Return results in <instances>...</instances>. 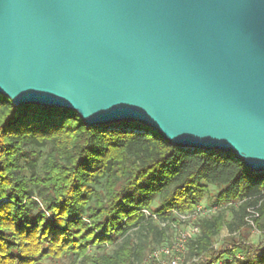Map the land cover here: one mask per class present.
<instances>
[{
    "label": "water",
    "instance_id": "water-1",
    "mask_svg": "<svg viewBox=\"0 0 264 264\" xmlns=\"http://www.w3.org/2000/svg\"><path fill=\"white\" fill-rule=\"evenodd\" d=\"M0 95L264 174V0H0Z\"/></svg>",
    "mask_w": 264,
    "mask_h": 264
},
{
    "label": "trees",
    "instance_id": "trees-1",
    "mask_svg": "<svg viewBox=\"0 0 264 264\" xmlns=\"http://www.w3.org/2000/svg\"><path fill=\"white\" fill-rule=\"evenodd\" d=\"M202 200L227 206L195 222L190 264H264V240L239 233L249 218L264 238L263 173L138 123L90 127L73 111L0 95V264H145L168 237L158 223Z\"/></svg>",
    "mask_w": 264,
    "mask_h": 264
},
{
    "label": "built area",
    "instance_id": "built-area-1",
    "mask_svg": "<svg viewBox=\"0 0 264 264\" xmlns=\"http://www.w3.org/2000/svg\"><path fill=\"white\" fill-rule=\"evenodd\" d=\"M226 206L227 205L217 204L213 206H202L201 204H198L194 207L192 211L176 213V220L174 222H159L158 225L160 228L169 226V230L177 231V227L181 224L185 226V230L177 231L178 234L175 236L170 245L152 251L150 254L151 259L159 260L163 256L164 258H167L168 264H183L182 259L186 255V244L188 240L195 238L199 234V229L196 226L195 222L198 220L199 217H209L210 215H213L219 212L220 210L225 209ZM144 213L146 215H149L146 211H144ZM153 217L155 219V216ZM247 222L248 225L251 226V228L255 229L253 221L251 219L248 218ZM236 258L242 259L243 257L241 254H237Z\"/></svg>",
    "mask_w": 264,
    "mask_h": 264
},
{
    "label": "rangeland",
    "instance_id": "rangeland-1",
    "mask_svg": "<svg viewBox=\"0 0 264 264\" xmlns=\"http://www.w3.org/2000/svg\"><path fill=\"white\" fill-rule=\"evenodd\" d=\"M213 189V187H211V190ZM200 204L203 206H207V203L205 202V200H202L200 202ZM155 206V205H153ZM218 213V212H217ZM216 214V213H215ZM177 231H183L185 230V226L184 225H179L177 227ZM177 231H174V230H168V234H167V238H166V241L162 244V245H159L157 246L154 250H157V249H160L161 247H164V246H167V245H170L173 241V239L175 238V236L178 234ZM239 233L240 234H244L247 236V239L249 240V242L253 243V244H258L260 243L261 241L264 240V238L262 237V235L260 233L257 232L256 229H253V228H249V227H245V228H242L239 230ZM228 235V231L226 228H222V230L220 231V234L217 238V241L216 243L214 244V248L215 249H218L219 246L221 245L222 243V239H225ZM153 250V251H154ZM152 252V251H151ZM185 258V259H184ZM182 259V258H181ZM183 264H190V261H188L186 259V255L185 257H183ZM150 261H153L154 264H168V260L167 258H164L163 256L159 259V260H153L151 259L150 257V254L146 257L145 259V264H149Z\"/></svg>",
    "mask_w": 264,
    "mask_h": 264
}]
</instances>
